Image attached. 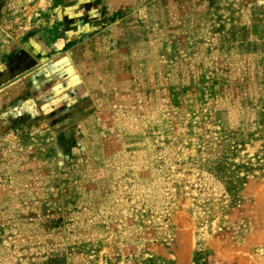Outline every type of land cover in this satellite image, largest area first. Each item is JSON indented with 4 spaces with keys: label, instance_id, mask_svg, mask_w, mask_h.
Segmentation results:
<instances>
[{
    "label": "rangeland",
    "instance_id": "rangeland-1",
    "mask_svg": "<svg viewBox=\"0 0 264 264\" xmlns=\"http://www.w3.org/2000/svg\"><path fill=\"white\" fill-rule=\"evenodd\" d=\"M1 90L0 264H264V0H0Z\"/></svg>",
    "mask_w": 264,
    "mask_h": 264
},
{
    "label": "crops",
    "instance_id": "crops-1",
    "mask_svg": "<svg viewBox=\"0 0 264 264\" xmlns=\"http://www.w3.org/2000/svg\"><path fill=\"white\" fill-rule=\"evenodd\" d=\"M8 90H1L0 91V101H1V103H0V106H2L6 101H7V99H8V97H9V94H8Z\"/></svg>",
    "mask_w": 264,
    "mask_h": 264
}]
</instances>
